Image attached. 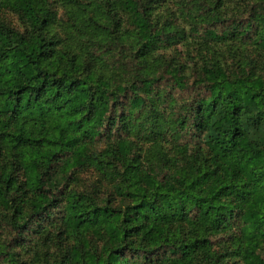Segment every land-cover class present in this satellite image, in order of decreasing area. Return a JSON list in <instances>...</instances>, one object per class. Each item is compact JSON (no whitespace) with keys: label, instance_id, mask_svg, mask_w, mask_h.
Returning <instances> with one entry per match:
<instances>
[{"label":"trees","instance_id":"1","mask_svg":"<svg viewBox=\"0 0 264 264\" xmlns=\"http://www.w3.org/2000/svg\"><path fill=\"white\" fill-rule=\"evenodd\" d=\"M69 1L84 20L89 8L96 15L106 10L99 0ZM109 2L128 12L135 27V63H127V49L118 47L122 70H132L130 81L108 75L101 55L60 46L50 33L55 16L46 0H0V9L19 13L30 25L20 31L0 21V207L13 209L23 226L42 223L61 207L60 236L71 241L64 264H215L221 258L216 235L242 264H264V136L255 138L245 124L264 127V74L205 62L203 93L195 95L189 113L170 121L155 97L148 100L156 79L148 59L186 33L170 20L158 26L144 0ZM221 7L220 1L205 5L206 37L221 40L232 30L264 48V34L253 35L264 13L231 19L222 17ZM93 16L86 23L94 34L86 35L95 45L123 36L120 24L111 30ZM183 68L167 63L164 74L172 85H188ZM146 110L149 117L142 118ZM113 127L119 132L105 153L119 177L118 197L98 201L69 182L89 164L106 169L104 153L92 151L89 141ZM182 129L196 144L193 153L189 141L178 144L189 163H161L168 155L163 151L160 162L143 165L138 134L157 142ZM94 239L103 241V252Z\"/></svg>","mask_w":264,"mask_h":264},{"label":"rangeland","instance_id":"2","mask_svg":"<svg viewBox=\"0 0 264 264\" xmlns=\"http://www.w3.org/2000/svg\"><path fill=\"white\" fill-rule=\"evenodd\" d=\"M218 1L222 3L220 9L222 17L248 19L249 17L257 18L255 15L264 13V0H144L150 6L152 19L158 26L170 20L174 26L186 33L185 38L171 45H163L154 49L148 59L151 72L156 78L152 96H148V100L152 101L155 97V104L159 102L158 109H161L162 114L166 110L170 121L181 111L189 113L195 95L200 96L203 93L204 86L200 74L205 62L220 63L231 72L251 70L255 74H264V48L255 40H250L243 34H232V30L229 37L221 40H214L204 35L202 27L205 24L202 23L201 15L204 13L205 5L215 6V2ZM46 2L50 12L55 16L50 33L60 41V46H73L76 47V52L85 50L88 51V55L91 53L92 56L101 55L102 58H106L103 69L108 75H112L114 80L124 77L127 81L131 80L132 70L127 68V75L124 73L119 60L121 55L118 52V47L123 46L122 48L127 49V63H135L131 56V50L136 48L135 27L128 12L126 15L125 11L113 7L109 0H99L106 10L96 15L95 10L89 8L86 10L89 16H86L84 20L74 3L69 0H46ZM91 16L96 17L97 21H101L111 30L116 29L120 24L119 28L123 36L119 39L114 38L113 42H108L107 45L103 42L98 43L96 40L100 47L99 50V47L95 45L96 42L93 41L94 38L86 35V31L92 30L91 33L94 31L87 26L90 24L86 23L87 20L90 22ZM0 21L20 31H29L30 28L26 18L6 7L0 9ZM228 23H220L219 30L228 27ZM261 34H264V24H261L253 33L255 37ZM84 46L85 49H83ZM167 63L184 67L183 73L188 81L186 88L172 85L169 73L164 74ZM140 72L142 71L139 70L136 74L139 76ZM154 114L156 116V112ZM147 116L149 117V114L146 110L142 118H147ZM187 121H189L188 118ZM153 122L149 120L146 125L153 128ZM245 124L255 138L259 140L263 138L264 127H255L250 122ZM118 132L119 129L113 127L109 135L103 131L102 134L89 141L92 151L104 153L106 169L103 170L95 164H89L74 175L69 182L70 187L92 193L98 201L118 197L115 195V183L119 177L118 174L111 173L112 167L107 165L109 156L105 153V149L114 142ZM169 134L166 133L165 137ZM191 136V133H185L182 129V132L173 133L170 140H162L163 138L159 137L157 142H152L145 141V138H140L138 134L139 138H136V141L143 165L150 166L149 161L160 162L164 157L160 155L163 151L168 152V155L161 163H169L168 166L174 162L178 165L189 163L190 159L181 154L178 144L189 141L193 145L190 146V152L193 153L192 150L196 144H193ZM129 201L127 199V202ZM118 203L121 204V200H118ZM12 211L13 209L0 207V264H64L71 241L60 236L61 217L58 213L61 207H56L54 214L43 219L42 223L32 220L25 226L22 225L24 220L20 216H14ZM213 237L221 241V245H218L221 249V258L219 257L215 264H242L239 259L226 252L228 242L224 238L218 235ZM93 244L98 252H103L102 240L94 239ZM261 250L264 254V243Z\"/></svg>","mask_w":264,"mask_h":264}]
</instances>
